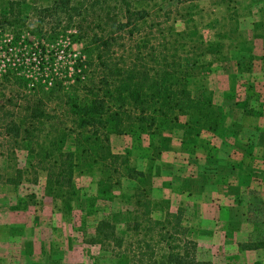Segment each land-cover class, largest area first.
<instances>
[{
  "label": "trees",
  "instance_id": "1",
  "mask_svg": "<svg viewBox=\"0 0 264 264\" xmlns=\"http://www.w3.org/2000/svg\"><path fill=\"white\" fill-rule=\"evenodd\" d=\"M108 1L54 0L42 10L53 17L62 14L70 23L78 20V36L87 40L89 50L79 58L73 77L48 76L44 71L28 74L19 63L0 71V147L5 148L1 153H5L7 168L0 173V185L23 182V170L11 165L16 151L23 150L28 169L45 174L47 194L60 200V210L66 215L80 198L76 173L85 165H99L115 184L124 178L136 183V212L128 225L131 235L119 236L110 221L101 220L90 244L115 249V257L128 255L129 264H213L210 253L202 256L197 243L188 237L182 210L172 213L167 201L152 197V169L137 170L128 151L113 153L110 142L111 136L139 141L147 135L153 147L155 137L160 136V148L165 132L182 131L184 146H195L203 134L223 142L228 137V112L214 104L202 87H194L191 69L184 66L182 53L175 51L176 44L186 47L192 17L183 19L187 26L181 36L172 26L166 33L161 23L150 21L148 11L133 7L129 0H115V14L106 15L95 29H83L88 14L100 18L94 8ZM177 1L191 4L200 0ZM14 3L19 0L4 2L0 18L19 32L20 27L10 23ZM185 10L190 13L189 7ZM170 32L176 34L174 38ZM130 40L137 42L134 50L122 51ZM116 47L122 50L115 51ZM242 66L237 63V69ZM156 152L159 156V150ZM163 204L166 209H158ZM154 214L161 216L155 218ZM239 248L264 250L263 225Z\"/></svg>",
  "mask_w": 264,
  "mask_h": 264
},
{
  "label": "rangeland",
  "instance_id": "2",
  "mask_svg": "<svg viewBox=\"0 0 264 264\" xmlns=\"http://www.w3.org/2000/svg\"><path fill=\"white\" fill-rule=\"evenodd\" d=\"M11 1L16 0H0V7L5 6L4 2ZM129 1L133 7L148 11L150 21L161 23L164 31L172 26L174 33L180 36L187 26L183 19L188 21L187 18L192 17L189 26L193 28L186 33V47L182 49L176 44L175 51L182 53L184 66L191 69L194 87H202L208 97L216 94L215 90L220 94L225 87H229L232 74L225 69L228 65L231 68L242 63L247 67L242 66L233 74L241 86L249 87V83L255 79L257 56H242L241 53L264 49V36L260 34L264 33V26L255 18L259 13L255 10L259 3L252 0H200L191 4L177 3V0ZM20 2L14 3L9 15L12 16L10 23L20 27L19 32L11 30L0 18V71L8 65L12 67L19 63L18 67L28 74L37 71L38 75L44 71L48 76L73 77L79 58L89 50L87 40L78 36V20L70 23L62 14L53 17L43 13L42 10L51 7L54 0ZM187 7L190 13L186 12ZM94 11L100 18L95 19L89 13L81 26L83 29H95L101 20L107 19L106 15L115 14V0H109L94 8ZM171 33L168 35L174 38L176 34ZM136 43L134 40L127 41L124 50L116 47L115 51L134 50ZM214 85L217 86L214 88ZM221 106L228 113L233 110L230 104ZM249 106L256 112L261 109L255 103ZM181 132L162 133L165 140L160 145L161 151L157 142L160 136L155 137L153 147L149 146L150 137L147 135H143L139 141L128 136H111L110 142L113 153L124 154L128 151L131 165L137 170L144 172L152 169V197L167 201L172 213L182 210L185 218L183 225L190 230L196 216L193 189L200 186L205 188V182L199 180V176L201 178L208 167L206 158L216 153L219 144L224 150L231 142H226L229 138L223 142L203 134L195 146L181 144L176 151L172 148L171 140L180 142ZM245 135L250 139L248 133ZM71 143L72 140L68 147ZM3 149L0 147V173L7 170L5 153H1ZM12 164L23 170V182L19 186L0 185V264H129L128 255L115 257V249L111 251L90 244V240L101 220L110 221L119 236L126 238L131 235L128 225L136 212L135 182L124 178L120 184H115L99 165H85L75 175L80 198L74 202L72 210L64 215L60 210V200L45 190V174L28 169L25 151L17 150ZM36 172L37 178L34 180ZM162 206L158 209H166V204ZM260 207L256 204L248 206L247 220L256 224L255 232L262 227ZM160 216L154 214L155 218ZM188 237L191 238L190 234ZM207 252L200 248L202 256L207 257Z\"/></svg>",
  "mask_w": 264,
  "mask_h": 264
},
{
  "label": "crops",
  "instance_id": "3",
  "mask_svg": "<svg viewBox=\"0 0 264 264\" xmlns=\"http://www.w3.org/2000/svg\"><path fill=\"white\" fill-rule=\"evenodd\" d=\"M252 1L260 4L255 9L259 11L255 18L264 26V0ZM241 55L257 56L256 77L249 87H243L233 75L237 66L228 65L225 69L232 74L229 87L220 94L215 90L216 94L209 96L214 104L233 107L228 113L229 134L225 139L229 138L226 142L232 145L226 143L228 149L222 150L219 144L216 153L206 158L208 167L205 174L199 176L205 188H194L192 194L196 216L190 236L199 250H208L213 255V264H264V250L239 248L257 229L255 223L247 220L249 205L261 206L259 216L264 227V49ZM217 87L220 88V84ZM254 103L261 107L259 112L249 106ZM179 135L180 139L173 138L182 141L183 136ZM173 141L172 148L177 151L181 141Z\"/></svg>",
  "mask_w": 264,
  "mask_h": 264
}]
</instances>
